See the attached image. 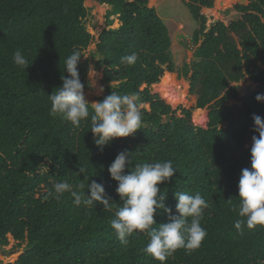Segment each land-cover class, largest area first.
<instances>
[{
	"label": "trees",
	"instance_id": "1",
	"mask_svg": "<svg viewBox=\"0 0 264 264\" xmlns=\"http://www.w3.org/2000/svg\"><path fill=\"white\" fill-rule=\"evenodd\" d=\"M94 1L111 9L97 40L86 28L85 0H0V247L7 246V236L25 244L12 263L4 264H160L143 251L146 233H134L124 247L110 226L121 201L107 168L124 150L130 153V167L173 162L177 171L159 185L173 214L175 192L200 193L209 204L201 221L207 231L201 246L191 252L178 249L164 264H264V227L241 235L232 210L239 203L241 170L250 167L251 138L258 135L252 115L264 118V102L255 100L264 93V0L236 5V20L208 28L201 12L213 9L216 0H181L198 23L191 36L197 48L193 60L181 69L172 58L168 29L148 7L152 0ZM114 19L117 29H112ZM92 45L91 58L97 59L95 70L106 87L98 101L112 91L136 93L143 113L140 130L112 140L103 151L94 143L90 120L75 127L54 117L48 100L61 86V76H67L64 61L73 50L82 55L78 71L84 91L89 88L90 58L82 60ZM16 50L28 60L26 69L13 63ZM133 52L137 62L122 65L120 58ZM165 72L189 83L194 107L173 111L152 93L170 77ZM246 81L256 87L240 97ZM230 101L240 104L237 117ZM205 109L202 129L195 126L193 112ZM79 167L104 185L116 206L77 207L67 193L59 200L42 198L53 180L87 184L77 175ZM154 219L166 223L167 215L160 212Z\"/></svg>",
	"mask_w": 264,
	"mask_h": 264
},
{
	"label": "clouds",
	"instance_id": "2",
	"mask_svg": "<svg viewBox=\"0 0 264 264\" xmlns=\"http://www.w3.org/2000/svg\"><path fill=\"white\" fill-rule=\"evenodd\" d=\"M82 55L73 50L64 61L67 76L62 75L61 86L48 95L50 114L62 118L78 127L81 121L90 120L89 130L95 145L100 151L116 138L133 136L142 126L143 113L138 107L139 96L136 93L120 95L115 91L105 96L103 100L91 102L85 96V84L81 82L78 63ZM13 63L26 69L28 60L21 50H16L12 56ZM138 60L133 52L120 58V63L132 66ZM94 76L98 74L92 68ZM89 77V71H88ZM99 88L97 94H101ZM257 102H264V93H257ZM91 105V113L89 106ZM253 135L250 148V167L243 168L239 175L237 190L238 205L233 206L237 214L234 227L243 235L245 229L254 230L264 227V118L253 114ZM132 164L127 150L119 152L107 171L112 180L117 182L115 192L121 203L115 207V218L111 220V228L120 244L126 247L129 237L134 233H146L148 242L143 251L145 254L164 264L168 257L178 249L187 252L198 249L207 235L201 225L208 202L200 193L175 192V214L166 204V192L159 185L168 182L177 171L171 160L155 163ZM127 169V171H126ZM84 167H79L80 175L87 184H72L67 181L53 180L51 187L46 188L43 199L59 200L65 193L72 198L77 207H94V202L110 210L116 203L111 202L105 187L96 180H90ZM86 192L88 194H86ZM167 215V222L157 224L154 217L158 213ZM158 225V227H154Z\"/></svg>",
	"mask_w": 264,
	"mask_h": 264
},
{
	"label": "rangeland",
	"instance_id": "3",
	"mask_svg": "<svg viewBox=\"0 0 264 264\" xmlns=\"http://www.w3.org/2000/svg\"><path fill=\"white\" fill-rule=\"evenodd\" d=\"M225 7L217 9L216 2L214 1L215 10L212 11H203L201 12L207 18V28L216 22H222L224 25L228 26V24L236 20L237 13L235 11V6H247L248 2L245 5H241V0H224ZM245 3V2H244ZM223 5V4H222ZM85 7L89 9V17L86 22V28L89 33L94 36L97 40L99 34L107 29L106 24V14L111 9L106 6H101L97 4L94 0H85ZM149 8H154L159 18L163 21L164 25L169 31V35L172 40L171 45V53L172 58L175 63L177 69H181V67L185 64H190L193 60V54L197 49L196 46H193L191 41V36L198 29V23L194 20L192 15L190 14L188 7L181 0H160L154 4L150 2L148 5ZM205 12V13H204ZM114 25L112 29H117L119 26L118 20L114 19ZM198 47V46H197ZM96 45H92L88 48V50L84 53V58L82 61L90 58V71L88 84L93 83L92 77L94 76V72L91 67L95 69V64L97 59L91 58V54L95 53ZM96 71V70H95ZM97 72V76L93 78L94 85L85 90L86 99L91 102L98 101L99 98L105 95V85L102 83V73ZM170 76L165 83H161L157 87L152 88V93L158 95L168 106L171 107L173 111L180 109L188 110L194 107L196 99L193 96L189 95V83L183 79L179 78L176 73H168L165 72L164 76ZM161 82V81H160ZM255 85L250 82H243L241 84L240 97H243L247 91H253L255 89ZM99 88H103V92L101 94H97ZM251 88V89H250ZM235 104L240 105L238 102L230 101L228 105L233 107ZM148 109V106H145ZM205 113L197 114V110L193 112V122L195 126L205 129L206 128V115L208 114V110H204ZM177 116L180 117V112H177ZM225 126V125H224ZM223 126V127H224ZM7 246L0 247V263H12L19 252L23 251L25 248V244L18 245L13 241L11 236H7Z\"/></svg>",
	"mask_w": 264,
	"mask_h": 264
},
{
	"label": "water",
	"instance_id": "4",
	"mask_svg": "<svg viewBox=\"0 0 264 264\" xmlns=\"http://www.w3.org/2000/svg\"><path fill=\"white\" fill-rule=\"evenodd\" d=\"M245 2V3H244ZM246 2H247V0H241V2H240V4L241 5H245L246 4ZM217 22L215 21L213 24H216ZM251 89V88H250ZM232 109H233V111H234V115H235V117H237L238 116V114H239V109H240V105H238V104H235L233 107H231Z\"/></svg>",
	"mask_w": 264,
	"mask_h": 264
},
{
	"label": "bare ground",
	"instance_id": "5",
	"mask_svg": "<svg viewBox=\"0 0 264 264\" xmlns=\"http://www.w3.org/2000/svg\"><path fill=\"white\" fill-rule=\"evenodd\" d=\"M92 1V0H91ZM223 4V5H222ZM226 5L224 3H219L218 5H216V8L217 9H220V8H223L225 7ZM166 82V81H165ZM165 82H162V83H165ZM160 85V84H159ZM161 86V85H160Z\"/></svg>",
	"mask_w": 264,
	"mask_h": 264
},
{
	"label": "crops",
	"instance_id": "6",
	"mask_svg": "<svg viewBox=\"0 0 264 264\" xmlns=\"http://www.w3.org/2000/svg\"><path fill=\"white\" fill-rule=\"evenodd\" d=\"M158 1H160V0H158ZM151 2H152V4H153V6H154V4L157 2V0H152ZM212 10H215V9H211V10L203 9L202 12H203V11H212ZM204 13H205V12H204ZM204 15H205V14H204Z\"/></svg>",
	"mask_w": 264,
	"mask_h": 264
}]
</instances>
